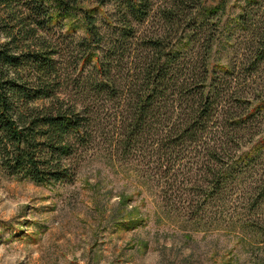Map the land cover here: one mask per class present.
Segmentation results:
<instances>
[{
	"label": "trees",
	"instance_id": "16d2710c",
	"mask_svg": "<svg viewBox=\"0 0 264 264\" xmlns=\"http://www.w3.org/2000/svg\"><path fill=\"white\" fill-rule=\"evenodd\" d=\"M205 1L0 0V170L68 182L102 150L192 219L233 196L260 206L264 88L211 66L228 0ZM251 1L237 19L253 29Z\"/></svg>",
	"mask_w": 264,
	"mask_h": 264
},
{
	"label": "rangeland",
	"instance_id": "374dc122",
	"mask_svg": "<svg viewBox=\"0 0 264 264\" xmlns=\"http://www.w3.org/2000/svg\"><path fill=\"white\" fill-rule=\"evenodd\" d=\"M248 2L224 3L210 64L263 89L264 58L247 56L253 30L264 28V0L250 3L253 29L237 19ZM227 65L229 72L221 69ZM254 170L264 173V154ZM150 185L132 164L102 150L86 154L68 182L38 183L0 170V264H264V202L250 209L231 196L192 219L189 208L163 202Z\"/></svg>",
	"mask_w": 264,
	"mask_h": 264
}]
</instances>
